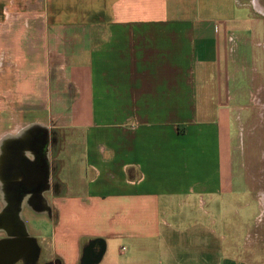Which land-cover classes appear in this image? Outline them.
I'll return each instance as SVG.
<instances>
[{
    "label": "crops",
    "instance_id": "1",
    "mask_svg": "<svg viewBox=\"0 0 264 264\" xmlns=\"http://www.w3.org/2000/svg\"><path fill=\"white\" fill-rule=\"evenodd\" d=\"M248 101L264 0H0V264H264Z\"/></svg>",
    "mask_w": 264,
    "mask_h": 264
},
{
    "label": "rangeland",
    "instance_id": "2",
    "mask_svg": "<svg viewBox=\"0 0 264 264\" xmlns=\"http://www.w3.org/2000/svg\"><path fill=\"white\" fill-rule=\"evenodd\" d=\"M249 102V105H250V101ZM250 109H249V116L246 115V110L244 108H241V110H238V114H242L241 118H242V128H246L247 130H249L250 126L254 125V124H264V112L262 114H259L258 113L256 114V112L260 111L258 109H251V105L249 106ZM252 110L256 111L255 114L256 115H252ZM237 125H239V122H237ZM236 134L233 132V135ZM43 133H41V138H43ZM238 136V135H237ZM238 138V137H237ZM234 139V138H233ZM236 139H234L235 141ZM235 142H240L241 146H242V154L244 152H247L248 151V147H249V138L246 134V132L244 131L241 135H240V140H236ZM244 142V143H243Z\"/></svg>",
    "mask_w": 264,
    "mask_h": 264
},
{
    "label": "bare ground",
    "instance_id": "3",
    "mask_svg": "<svg viewBox=\"0 0 264 264\" xmlns=\"http://www.w3.org/2000/svg\"><path fill=\"white\" fill-rule=\"evenodd\" d=\"M13 259V258H12Z\"/></svg>",
    "mask_w": 264,
    "mask_h": 264
}]
</instances>
